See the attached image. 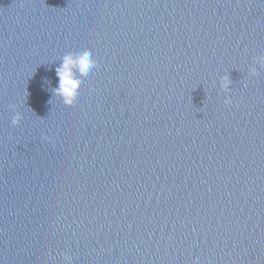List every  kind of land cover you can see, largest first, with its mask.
I'll use <instances>...</instances> for the list:
<instances>
[{
  "label": "clouds",
  "instance_id": "obj_1",
  "mask_svg": "<svg viewBox=\"0 0 264 264\" xmlns=\"http://www.w3.org/2000/svg\"><path fill=\"white\" fill-rule=\"evenodd\" d=\"M99 67L100 64L95 60L94 53L90 49L75 56L71 53L65 55L63 63L56 69L59 87L54 89L55 93L63 96L65 104L69 106L76 104L80 95L78 89L83 81L76 76L74 69L78 68L79 73L87 77ZM18 121L19 116L14 118L13 123L16 124Z\"/></svg>",
  "mask_w": 264,
  "mask_h": 264
}]
</instances>
